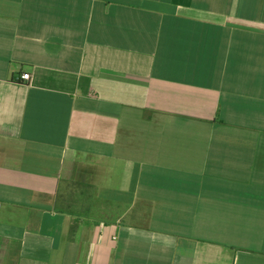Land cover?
Listing matches in <instances>:
<instances>
[{
  "label": "crops",
  "instance_id": "0c3cea01",
  "mask_svg": "<svg viewBox=\"0 0 264 264\" xmlns=\"http://www.w3.org/2000/svg\"><path fill=\"white\" fill-rule=\"evenodd\" d=\"M0 264H264V0H0Z\"/></svg>",
  "mask_w": 264,
  "mask_h": 264
},
{
  "label": "built area",
  "instance_id": "2783aa9c",
  "mask_svg": "<svg viewBox=\"0 0 264 264\" xmlns=\"http://www.w3.org/2000/svg\"><path fill=\"white\" fill-rule=\"evenodd\" d=\"M20 78L22 80L28 81L30 79V75L28 73H23V74H21Z\"/></svg>",
  "mask_w": 264,
  "mask_h": 264
}]
</instances>
